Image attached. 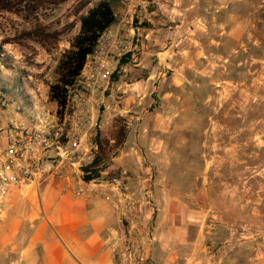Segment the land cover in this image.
I'll list each match as a JSON object with an SVG mask.
<instances>
[{
	"label": "rangeland",
	"instance_id": "obj_1",
	"mask_svg": "<svg viewBox=\"0 0 264 264\" xmlns=\"http://www.w3.org/2000/svg\"><path fill=\"white\" fill-rule=\"evenodd\" d=\"M38 1L0 10L2 130L16 114L32 128L63 121L49 88L80 17L98 0L83 10L84 0ZM113 2V25L143 34L138 65L112 78L95 141L112 144L114 124H124L151 166L141 195H128L144 202L139 226L154 228L157 264H264V0ZM154 24L159 50L144 59ZM132 83L144 99L123 112L122 86ZM115 213L121 232L127 223Z\"/></svg>",
	"mask_w": 264,
	"mask_h": 264
},
{
	"label": "built area",
	"instance_id": "obj_2",
	"mask_svg": "<svg viewBox=\"0 0 264 264\" xmlns=\"http://www.w3.org/2000/svg\"><path fill=\"white\" fill-rule=\"evenodd\" d=\"M123 27L122 22L112 25L100 36L94 52L69 89L63 121L55 119L54 124L44 129L32 128L16 114L9 119L5 130L0 127V132L3 131L0 134V197L14 186H39L53 178L71 181L73 174H80L83 179L82 169L94 161L98 152L95 139L100 117L102 112L111 109L106 94L113 89L112 78L116 73L126 74L129 64L138 65L143 33L133 27L125 32ZM126 57L130 62L122 64ZM103 107L105 110L101 112ZM67 188L66 185L64 190ZM73 194L87 199L102 198L127 223L113 245L116 264H157L154 228L139 226L144 202L141 204L128 195L121 178L83 179L74 187ZM147 196L146 204L150 205V188Z\"/></svg>",
	"mask_w": 264,
	"mask_h": 264
},
{
	"label": "crops",
	"instance_id": "obj_3",
	"mask_svg": "<svg viewBox=\"0 0 264 264\" xmlns=\"http://www.w3.org/2000/svg\"><path fill=\"white\" fill-rule=\"evenodd\" d=\"M160 29L157 24L150 29L148 42L154 49L145 48L144 59L159 50ZM149 73L145 82L154 77ZM139 88L136 83L122 86L126 93L123 112L143 102L144 92ZM131 119L128 126L132 125ZM131 135L128 133L118 149L120 153L110 158L101 177L121 178L126 192L138 196L152 180L153 172L150 165L142 163L138 145L130 142ZM78 175L73 174L71 181L53 178L39 186H14L0 197V264H116L113 245L120 232L118 216L100 197L87 199L73 194L74 187L83 180L80 175L77 181Z\"/></svg>",
	"mask_w": 264,
	"mask_h": 264
},
{
	"label": "trees",
	"instance_id": "obj_4",
	"mask_svg": "<svg viewBox=\"0 0 264 264\" xmlns=\"http://www.w3.org/2000/svg\"><path fill=\"white\" fill-rule=\"evenodd\" d=\"M16 0H0L1 11H14ZM66 0H52L57 6ZM38 0H32V4H36ZM92 0H84L80 6V10L85 9ZM117 20L113 0H98L88 9L87 13L80 17L79 33L73 38L71 47L67 49L61 56L56 68V76L53 84L49 88V100L57 105V114L62 120L65 115L69 89L75 83L81 74L87 58L94 52L100 36ZM128 136V131L124 124L116 122L114 124L112 144L104 143L98 140V152L94 161L84 167L83 179L91 181L101 177L103 170L107 164L113 151L123 146Z\"/></svg>",
	"mask_w": 264,
	"mask_h": 264
}]
</instances>
